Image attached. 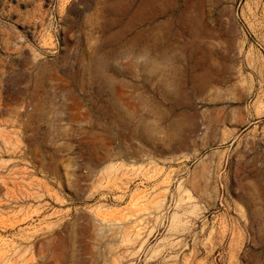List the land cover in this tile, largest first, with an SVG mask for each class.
Returning <instances> with one entry per match:
<instances>
[{"label":"rangeland","instance_id":"1","mask_svg":"<svg viewBox=\"0 0 264 264\" xmlns=\"http://www.w3.org/2000/svg\"><path fill=\"white\" fill-rule=\"evenodd\" d=\"M0 264H264V0H0Z\"/></svg>","mask_w":264,"mask_h":264}]
</instances>
